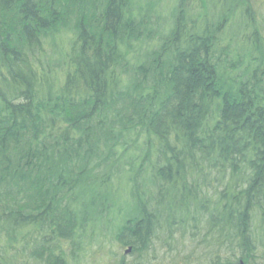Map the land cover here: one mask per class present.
<instances>
[{"label":"trees","instance_id":"trees-1","mask_svg":"<svg viewBox=\"0 0 264 264\" xmlns=\"http://www.w3.org/2000/svg\"><path fill=\"white\" fill-rule=\"evenodd\" d=\"M255 3L0 0V264H264Z\"/></svg>","mask_w":264,"mask_h":264},{"label":"rangeland","instance_id":"rangeland-1","mask_svg":"<svg viewBox=\"0 0 264 264\" xmlns=\"http://www.w3.org/2000/svg\"><path fill=\"white\" fill-rule=\"evenodd\" d=\"M255 1L258 2V4H262L264 2V0H254V4L256 5L257 3H255ZM102 264H111L108 261H103Z\"/></svg>","mask_w":264,"mask_h":264},{"label":"water","instance_id":"water-1","mask_svg":"<svg viewBox=\"0 0 264 264\" xmlns=\"http://www.w3.org/2000/svg\"><path fill=\"white\" fill-rule=\"evenodd\" d=\"M130 251V249L129 248H127L126 250H125V253H128Z\"/></svg>","mask_w":264,"mask_h":264}]
</instances>
